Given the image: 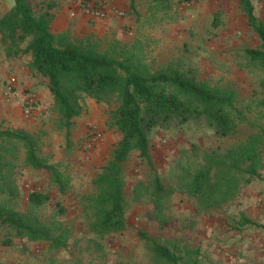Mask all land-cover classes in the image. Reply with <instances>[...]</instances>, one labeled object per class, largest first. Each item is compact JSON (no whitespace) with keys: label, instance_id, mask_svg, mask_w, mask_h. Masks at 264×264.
Instances as JSON below:
<instances>
[{"label":"trees","instance_id":"16d2710c","mask_svg":"<svg viewBox=\"0 0 264 264\" xmlns=\"http://www.w3.org/2000/svg\"><path fill=\"white\" fill-rule=\"evenodd\" d=\"M170 2L152 0L145 21H157L160 10L163 19ZM55 7V0H13L0 15V45L6 54L29 56L28 67L45 80L57 127L66 140L86 98L107 105L106 122L120 132V138L92 178L91 188L78 195L93 237L105 238L126 227L123 166L132 152L145 161L147 171L135 183L131 199L150 203L146 215L160 225L171 219L176 193L207 212L232 203L244 186L263 179L264 21L255 14L252 0H240L246 22L259 40L255 47L239 49V66L255 76L259 88L247 102L228 84L198 78L190 64L149 61L139 31L124 39L108 38L103 44L91 34L76 38L69 31L56 33L51 24ZM186 124L208 127L218 139H237L207 148L191 144L166 173L159 172L151 157L153 130ZM40 143L35 132L0 125V245L14 246L17 239L45 242L51 264L70 238L61 220L66 208L60 197L51 203L49 189L33 188L25 209H19L18 174L24 167L43 170L58 196L67 194L71 185L68 174L42 151ZM235 222L238 228L264 226L244 214ZM141 235L154 264H202L197 248Z\"/></svg>","mask_w":264,"mask_h":264},{"label":"rangeland","instance_id":"374dc122","mask_svg":"<svg viewBox=\"0 0 264 264\" xmlns=\"http://www.w3.org/2000/svg\"><path fill=\"white\" fill-rule=\"evenodd\" d=\"M259 1L252 0L254 11L263 16L264 7ZM121 3L126 6L127 18H112L92 25L91 31L71 35L80 38L91 34L103 44L108 38L124 39L139 31L149 61L162 64L179 60L184 65H192L200 79L211 84L230 85L243 102L254 97L258 84L254 75L239 66V49L244 45L255 47L259 40L247 24L239 0H171L168 15L160 19L164 14L160 10L157 21L150 22L145 18L150 14L152 0H121ZM10 4L13 0H0V15ZM0 49L5 52L1 45ZM2 55L0 62L5 60ZM5 55L17 59L15 62L19 66L25 64L22 59L27 58V55ZM26 73L35 83L32 88L24 89L21 100H15L26 123L18 127L0 125L23 128L40 135L42 151L70 178V191L58 196L50 189L43 170L24 167L18 174L19 209H25L27 194L33 188L49 189L53 197L51 203L60 197L66 208L61 220L68 226L70 238L51 264H154L141 233L152 239L179 241L197 248L202 264H264V226H235L240 214L264 224V168L260 170L263 179L244 186L232 203L211 211L197 210L186 196L176 193L171 219L160 225L146 215L150 203L144 199H131L135 183L144 178L147 171L145 161L137 152H132L123 166L128 201L126 227L105 238L93 237L78 204V195L91 188L92 178L109 158L120 132L106 122L107 105L86 98L84 110L74 119L70 140H66L64 132L57 127V115L52 110V97L45 80L32 70L0 69V98H9L14 91L16 81H11L12 77ZM9 84H12L11 92L6 94ZM30 98L31 114L26 117L22 105ZM90 111L97 112L95 121H86ZM79 131L81 133L76 137ZM93 132H100L102 139L93 142ZM234 139H218L210 128L192 124L182 128L158 127L151 134L152 162L159 172L166 173L174 158L189 150L191 144L207 148ZM46 248L47 244L42 241L17 239L14 246L0 245V264H49Z\"/></svg>","mask_w":264,"mask_h":264},{"label":"crops","instance_id":"0c3cea01","mask_svg":"<svg viewBox=\"0 0 264 264\" xmlns=\"http://www.w3.org/2000/svg\"><path fill=\"white\" fill-rule=\"evenodd\" d=\"M55 1H56L55 13L51 24H52V30L56 33L69 31L71 34L79 35L87 31H91L93 27L92 25L96 26L97 24L104 23L108 20H111L112 18H119L109 15L106 19H102V20L90 19L82 12L80 6L82 1L84 2L86 0H55ZM87 1L94 2L95 0H87ZM113 2L118 6L126 8V6L121 3V0H113ZM259 2H260L259 4L264 7V0H260ZM252 4L254 6L253 2ZM10 6L11 4L8 6V8ZM8 8H6V10ZM71 12H74V14L71 15ZM258 17L264 21V15ZM1 53L3 54L2 58H5V60L3 62H0V69L3 68L6 70H30L28 67L29 56H26L27 57L26 59L23 58L22 61H24L25 64H21L19 66V64L15 62L17 59H13L12 57L6 58L5 57L6 52L0 49V54ZM34 83L35 82L33 80H30L28 78L27 73L24 76L16 75V82H15L16 85L14 91H12L9 98L6 99L0 98V124H5V125L8 124L11 126L18 127L20 125L23 126L24 123H26V121H24V117L22 116V111L20 109V106L18 103H16L15 100L16 98L21 100V98H23L22 96H24L23 95L24 89H27V87L32 88ZM38 94H40V91H38ZM97 117H98L97 112L90 111L87 114L86 121L88 122L95 121ZM81 131L75 134L76 137L77 135H79V133H81Z\"/></svg>","mask_w":264,"mask_h":264},{"label":"built area","instance_id":"2783aa9c","mask_svg":"<svg viewBox=\"0 0 264 264\" xmlns=\"http://www.w3.org/2000/svg\"><path fill=\"white\" fill-rule=\"evenodd\" d=\"M81 9L82 12L89 17L90 19L94 20H102L106 19L109 15L119 17L122 19L127 18V9L121 6L116 5L113 0H95L94 2L92 1H82L81 3ZM74 12H71V15H73ZM11 81H16V77H12ZM11 87L12 84H9L6 87V90L4 93L8 94L11 92ZM31 98L24 100L23 106V114L24 116H29L31 114ZM101 138V133L100 132H93L91 140L93 142L100 141Z\"/></svg>","mask_w":264,"mask_h":264}]
</instances>
